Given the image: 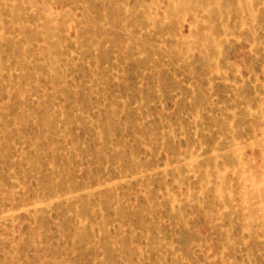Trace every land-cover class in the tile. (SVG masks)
Masks as SVG:
<instances>
[{
    "label": "rangeland",
    "instance_id": "rangeland-1",
    "mask_svg": "<svg viewBox=\"0 0 264 264\" xmlns=\"http://www.w3.org/2000/svg\"><path fill=\"white\" fill-rule=\"evenodd\" d=\"M0 264H264V0H0Z\"/></svg>",
    "mask_w": 264,
    "mask_h": 264
},
{
    "label": "bare ground",
    "instance_id": "bare-ground-1",
    "mask_svg": "<svg viewBox=\"0 0 264 264\" xmlns=\"http://www.w3.org/2000/svg\"><path fill=\"white\" fill-rule=\"evenodd\" d=\"M262 186H263V181H261V180H258V178L256 177V176H254V178H253V181H252V189H253V195L254 194H256L255 195V197H257L258 199H262V194H261V192H262V190H260L261 188H262ZM252 194V193H251ZM253 195H251V196H253ZM244 198V197H243ZM245 203V202H244ZM260 204V203H259ZM255 205V204H254ZM257 206V205H256ZM259 209V208H258ZM245 212H246V210H245ZM259 212V211H258ZM254 212H252L251 211V214H253ZM252 219V218H251ZM258 219V218H257ZM257 222H258V220H257ZM249 231H251V229L249 230Z\"/></svg>",
    "mask_w": 264,
    "mask_h": 264
}]
</instances>
